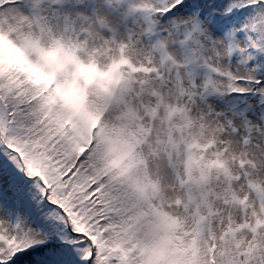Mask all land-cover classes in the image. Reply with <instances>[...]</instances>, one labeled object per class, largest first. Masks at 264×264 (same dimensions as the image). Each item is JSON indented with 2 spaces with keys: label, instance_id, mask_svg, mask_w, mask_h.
<instances>
[{
  "label": "clouds",
  "instance_id": "1",
  "mask_svg": "<svg viewBox=\"0 0 264 264\" xmlns=\"http://www.w3.org/2000/svg\"><path fill=\"white\" fill-rule=\"evenodd\" d=\"M175 3L0 0V111L83 157L101 264H264V0L223 35Z\"/></svg>",
  "mask_w": 264,
  "mask_h": 264
},
{
  "label": "snow or ice",
  "instance_id": "2",
  "mask_svg": "<svg viewBox=\"0 0 264 264\" xmlns=\"http://www.w3.org/2000/svg\"><path fill=\"white\" fill-rule=\"evenodd\" d=\"M252 10V0H180L163 19L196 12L214 35H223ZM10 119L0 111V216L13 232L0 234V264H101V192L84 172L83 157L43 159L38 148L13 138Z\"/></svg>",
  "mask_w": 264,
  "mask_h": 264
}]
</instances>
